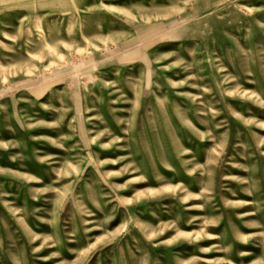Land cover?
I'll return each mask as SVG.
<instances>
[{
	"label": "rangeland",
	"instance_id": "1",
	"mask_svg": "<svg viewBox=\"0 0 264 264\" xmlns=\"http://www.w3.org/2000/svg\"><path fill=\"white\" fill-rule=\"evenodd\" d=\"M0 264H264V0H0Z\"/></svg>",
	"mask_w": 264,
	"mask_h": 264
}]
</instances>
